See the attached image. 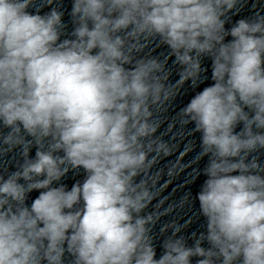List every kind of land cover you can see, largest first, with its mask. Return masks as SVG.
Returning a JSON list of instances; mask_svg holds the SVG:
<instances>
[{"label":"clouds","instance_id":"1","mask_svg":"<svg viewBox=\"0 0 264 264\" xmlns=\"http://www.w3.org/2000/svg\"><path fill=\"white\" fill-rule=\"evenodd\" d=\"M240 2L73 0L74 27L61 39L59 9L0 0V156L20 155L0 174V264H64L65 253L71 264H264V165L251 156L264 150V14L226 30ZM157 38L168 55L137 58ZM202 56L214 84L181 113L208 157L196 197L206 231L187 246L175 226L156 259V218L141 213L153 199L149 169L170 149L154 136L153 110L179 85H198ZM81 168L82 183L52 186Z\"/></svg>","mask_w":264,"mask_h":264}]
</instances>
